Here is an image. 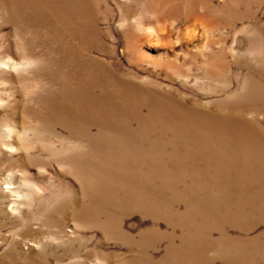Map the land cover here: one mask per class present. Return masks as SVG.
<instances>
[{
	"label": "rangeland",
	"instance_id": "374dc122",
	"mask_svg": "<svg viewBox=\"0 0 264 264\" xmlns=\"http://www.w3.org/2000/svg\"><path fill=\"white\" fill-rule=\"evenodd\" d=\"M83 1L87 6L64 0L63 12L70 28L88 30L92 20L102 32L99 41L107 51L92 56L141 83L169 88L189 109L224 114L226 106L238 105L255 111L244 118L264 126L263 96L250 102L243 92L231 99L245 78L264 90V0H190L193 18L179 14L180 19L169 23L157 20L160 0ZM17 2L0 0V264H144L140 253L153 262L176 254L174 264H183V252L188 253L187 264H232L244 247L242 240L251 242L247 250L253 245L264 252V182L242 178L264 171L259 151L263 143L255 141L253 152H223L222 158L234 162H256L252 168H225L226 174L221 165L204 167L201 154L185 152L174 159L166 154L165 166L153 169L151 155L138 151L152 140L110 136L117 146L96 145V165L91 167L90 133L95 135L96 129L55 119L44 108L48 99L63 95L66 79L60 70L66 57L54 51L52 33L21 24L15 17L20 13ZM41 5L30 4V10ZM79 52L90 59V50ZM238 61L247 66L238 67ZM84 108L90 116V109ZM156 135L154 131L150 138ZM202 142L217 148L209 138ZM127 173L136 178L132 183L137 193L162 197H140L132 200L135 207L110 209V200L98 192L119 185L108 177ZM224 176L237 180L230 190L226 181L214 182ZM148 178L153 181L145 183ZM145 185L151 190L140 189ZM215 192L221 199L212 198ZM181 194H191L185 204L171 199ZM171 208L173 219L184 213L180 227L165 218ZM240 215L246 222L255 218L256 226L248 232L233 231L230 225ZM180 236H186L191 248L181 246ZM223 238L233 242L235 250L219 247Z\"/></svg>",
	"mask_w": 264,
	"mask_h": 264
},
{
	"label": "bare ground",
	"instance_id": "6f19581e",
	"mask_svg": "<svg viewBox=\"0 0 264 264\" xmlns=\"http://www.w3.org/2000/svg\"><path fill=\"white\" fill-rule=\"evenodd\" d=\"M53 1L28 0L24 3L23 0H18L17 6L20 8V13L16 14L15 17L21 24L32 28L39 27V29L46 30L49 34L52 33L55 36L52 37L56 38L57 41L54 51L57 50V53H61L66 57V61L61 64L60 76L65 78L66 82H69V86L65 82L60 89L63 95L48 99L47 106H44V108H46L49 116L55 119L75 120L84 128H88V125H90V129H96L97 133L95 135L90 133L91 167L96 165L93 163L94 155L98 152L95 149L96 145H102L104 148H110L112 145L117 146V144L110 141V136L152 140L149 147L140 148L138 151L140 154L151 155L153 169H160L165 166L163 157L166 154L170 159H174L173 156L180 155L183 152L194 155L201 154L200 157H203L205 161L204 167L211 170L216 169L217 165H221L222 171L226 174H229V172L225 168L229 169V167H234L233 165L236 164H245L252 168V165H255L256 162H234L222 158V153L253 152L256 150L255 141L263 143L259 151L264 155V126L255 120L251 122L242 116L255 113L253 109L228 105L225 107L224 114L202 113L196 109L187 108L183 100L171 92L169 88H164L159 83L149 81L141 83L140 80L122 75L117 71L115 65H108L91 55L97 50L104 51L103 53L107 51L106 48L101 46L102 43L99 38L102 36V32L95 23L92 24L93 21L90 20V29L88 30L84 26L70 28L69 19L63 12L64 0H56V3H52ZM189 2L190 0L158 1L160 8L156 12L154 11L158 16L157 20L169 23L180 19L177 17L180 16L179 14L185 20L192 19L195 14L188 7ZM34 3H42L43 5L39 6L36 11H31L30 4L33 5ZM68 3L79 4L78 6L82 7L87 6V2L83 0H68ZM91 15L92 12H90ZM74 43L79 44L78 50H75L72 46ZM128 46L130 48L131 44H128ZM88 50H90V59L79 52L86 53ZM77 52L80 54H77ZM258 58H262L261 55ZM237 65L241 68L247 66L241 61H238ZM254 67L255 65L251 66V70L253 74H256ZM256 85L262 84L256 83ZM243 92L248 93L247 99L250 102L255 101L259 96L264 97V90L255 87L248 78L244 79V86L235 90L231 95V99H239ZM84 106L90 109V116L86 115L87 111ZM197 109L200 108L197 107ZM142 110L145 111L142 112ZM260 112L264 113V109ZM133 123L137 125V128L133 127ZM154 131L157 132L156 137L150 138L151 133ZM175 136L188 143L175 138ZM206 138L211 139L217 145V148L215 149L212 145L202 142ZM216 142H223L224 147L221 148ZM240 176L239 173L238 177ZM242 178L248 183L260 184L264 182V171H260L259 174L254 172V175L244 174ZM107 179L119 182V185L111 190L98 192L101 197L104 196L110 200V209L123 208L129 204L135 207V202L132 200L140 197L150 199L162 197L161 194L154 196L153 194L137 193V187L132 183L136 182V178L131 176L130 173L124 176L108 177ZM151 179L148 178L144 182L153 181ZM175 180L178 179L174 178ZM218 180L221 182L226 181L229 190L232 188V184L237 181L236 179H228V176L215 179L214 182H218ZM195 188L200 193L205 192L200 186ZM140 189L149 191L151 187L145 185L141 186ZM190 196L191 194H181L171 199L182 200V203L185 204V199H190ZM220 196L221 194L215 192L212 198L221 199ZM142 210L147 214L146 209ZM183 214L173 219L174 212L171 208L167 211L165 218L171 224L180 227ZM254 219L251 218L246 222V218L240 215L239 220L232 221L230 228L237 233L248 232L256 226V224H253ZM92 222L97 223V221ZM113 223L114 228H116L118 220L116 219ZM110 226L111 224L108 223V227ZM213 230H217V228H213ZM130 242L132 243L134 240H130ZM179 243L183 248H191L189 243L186 242V236H180ZM239 244L244 247L239 249L237 258L235 257L232 264H253L254 260H260L264 264V252L259 247L253 249L252 245L247 250L245 247L251 245L248 240H242ZM148 246L151 247L152 243L148 242ZM225 246L235 250V244L228 238H223L219 247L226 249ZM138 256L144 264H174L175 258L178 257L175 254L170 260L164 258L153 262L145 253H140ZM179 256L182 257L183 264H187L188 253L183 252ZM175 264H179L178 261Z\"/></svg>",
	"mask_w": 264,
	"mask_h": 264
}]
</instances>
